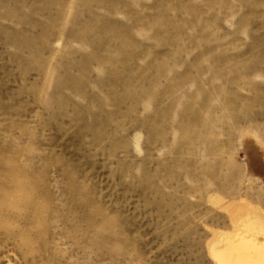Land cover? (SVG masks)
<instances>
[{
  "label": "rangeland",
  "instance_id": "rangeland-1",
  "mask_svg": "<svg viewBox=\"0 0 264 264\" xmlns=\"http://www.w3.org/2000/svg\"><path fill=\"white\" fill-rule=\"evenodd\" d=\"M242 199L264 0H0V264H215Z\"/></svg>",
  "mask_w": 264,
  "mask_h": 264
},
{
  "label": "bare ground",
  "instance_id": "bare-ground-1",
  "mask_svg": "<svg viewBox=\"0 0 264 264\" xmlns=\"http://www.w3.org/2000/svg\"><path fill=\"white\" fill-rule=\"evenodd\" d=\"M216 199L212 204H219ZM221 208L228 216L231 230L212 231L207 250L214 263L264 264V214L243 199Z\"/></svg>",
  "mask_w": 264,
  "mask_h": 264
}]
</instances>
